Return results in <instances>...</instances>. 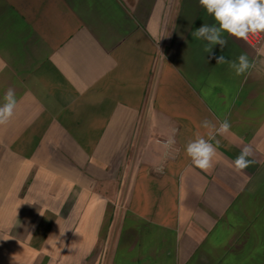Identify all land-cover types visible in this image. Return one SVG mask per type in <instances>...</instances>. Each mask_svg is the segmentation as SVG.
Masks as SVG:
<instances>
[{"label":"crops","instance_id":"obj_1","mask_svg":"<svg viewBox=\"0 0 264 264\" xmlns=\"http://www.w3.org/2000/svg\"><path fill=\"white\" fill-rule=\"evenodd\" d=\"M204 23L198 0H0V264H264V39L209 54ZM225 119L204 172L186 145Z\"/></svg>","mask_w":264,"mask_h":264},{"label":"clouds","instance_id":"obj_2","mask_svg":"<svg viewBox=\"0 0 264 264\" xmlns=\"http://www.w3.org/2000/svg\"><path fill=\"white\" fill-rule=\"evenodd\" d=\"M198 2L216 23L213 25L204 23L191 35L196 40L207 42L205 51L209 54L212 53L215 45H219L221 50L226 47L227 40L224 38V33L245 41L248 40L249 35L264 33V0H198ZM258 51L264 54V49ZM215 58L219 65L228 64L237 76L245 74L252 67L247 54L244 53L231 61L223 55ZM3 100V104H0V125H6L14 114L17 105L15 91L9 88ZM202 127L207 129V139L197 134L195 139L187 143L186 155L190 158L192 165L208 172L214 166V158L217 156V147L220 144L216 136L228 133L231 125L227 119L223 120L219 127L205 120L202 122ZM213 140H215V146L210 142ZM174 144V137H169L163 147L170 149ZM251 154V149L248 147L241 150L234 161L237 172H242L253 163L248 159Z\"/></svg>","mask_w":264,"mask_h":264},{"label":"built area","instance_id":"obj_3","mask_svg":"<svg viewBox=\"0 0 264 264\" xmlns=\"http://www.w3.org/2000/svg\"><path fill=\"white\" fill-rule=\"evenodd\" d=\"M264 39V35L263 33L257 34V35H249V38L247 40L248 44H250L251 46L258 48L262 41Z\"/></svg>","mask_w":264,"mask_h":264}]
</instances>
